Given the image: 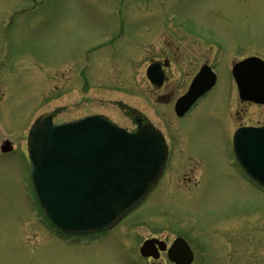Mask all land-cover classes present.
Here are the masks:
<instances>
[{
  "label": "rangeland",
  "instance_id": "obj_1",
  "mask_svg": "<svg viewBox=\"0 0 264 264\" xmlns=\"http://www.w3.org/2000/svg\"><path fill=\"white\" fill-rule=\"evenodd\" d=\"M245 1L0 0V103L5 108L0 144L7 138L13 145L24 140L40 115L63 121L103 112L133 129L132 115L118 103L147 114L162 109L144 76L153 49L146 34L149 27L155 33L161 25V15L149 13L151 3L169 5L175 22L213 26L235 58L264 59V0ZM119 22L126 32L117 46L94 49L88 58L93 43L116 32ZM218 73L219 81L205 99L227 97L229 68ZM186 74H175L178 89ZM196 109L182 118L171 112V118L179 129L175 144L191 147L199 156L200 185L184 188L180 167L171 168L117 230L127 231L121 237L130 242L153 232L169 238L185 234L193 244L230 239L238 242L239 264H264V189L232 170L236 163L225 111ZM263 112L264 106L253 107V120L263 119ZM29 183L25 154L0 152V264H124L115 255L116 234L78 243L51 234L32 208ZM197 249L199 263L203 256ZM209 259L207 264H215Z\"/></svg>",
  "mask_w": 264,
  "mask_h": 264
},
{
  "label": "water",
  "instance_id": "obj_2",
  "mask_svg": "<svg viewBox=\"0 0 264 264\" xmlns=\"http://www.w3.org/2000/svg\"><path fill=\"white\" fill-rule=\"evenodd\" d=\"M234 73L242 93L250 73L252 97L264 101L262 59L249 57L235 66ZM197 79L194 86L201 74ZM234 144L237 159L264 185V126L238 130ZM29 146L39 202L57 226L72 233L115 224L149 192L167 156L163 137L152 127L128 133L95 115L63 124L48 118L31 131ZM191 260L189 253L183 263Z\"/></svg>",
  "mask_w": 264,
  "mask_h": 264
},
{
  "label": "flooded vegetation",
  "instance_id": "obj_3",
  "mask_svg": "<svg viewBox=\"0 0 264 264\" xmlns=\"http://www.w3.org/2000/svg\"><path fill=\"white\" fill-rule=\"evenodd\" d=\"M240 1H243L244 3L246 2L245 0ZM150 14L156 17L161 15L157 18L161 25L157 28V32L155 33L152 32L150 27L148 28L150 30L146 36L148 37V44H150L153 49L151 50L152 53L150 54L149 61L145 69H147L149 65L155 64L158 70L163 72V79L161 83L158 84L150 81L146 74H144V76H146V80L149 83V94H151L154 100L161 102L163 107H161L162 109H153V111H150V113L147 114L138 107L123 105L121 102L118 104L124 106V111H126L129 115H132V120L136 124L135 128L139 122L142 124L149 123L153 124L163 132L169 148L165 174H167L171 168L176 170L180 167V172H182V181L180 182L183 183L184 188L188 189L189 185H191L192 188L197 187L200 185L196 175L200 164L199 156L192 150L191 147L175 144L174 136L176 133H179V129L173 126L171 112L177 118H182L196 108V110H201L204 106L209 110L215 109V107L222 108L227 115L225 130L231 131L233 135L240 127L264 124V112L262 113L263 119L261 120L254 121L252 117L253 107H262L264 104H258L250 99H243L240 97L237 85L231 72L232 64L239 59L233 57L234 50L231 47H227L226 49L224 48L225 50H223L222 54L220 53V47L226 45L227 42L219 39V35L214 32L213 26H206L205 24H201L200 26L196 24L193 25L189 22V20H186L185 23L175 22L170 17V15H172L170 6H159L157 2L151 3ZM118 25L117 31L109 34V36H111L110 47L113 48L117 46V41L121 38L123 30L125 31L124 22H119ZM93 44L94 45L87 50L88 53L92 52L91 49L105 48L104 46L106 43H103L101 39ZM227 68H229L231 78L228 79L227 97L225 99H205L207 94L219 81L218 71L221 69L225 70ZM203 69H211L216 73L217 78L215 85L211 90L197 99V101H195V103L183 115H177L175 110L176 100L181 95L186 93L194 76ZM181 71H184L187 74L182 87L178 89L180 78L179 80H176L177 77L175 74L177 72L181 73ZM2 95L3 92L1 91L0 102L2 101ZM1 105L2 103H0V116L4 117L5 108L1 107ZM96 113L104 114L103 112ZM135 128L132 130H135ZM191 131L193 132L191 129L188 130V133ZM15 148L18 147L14 145L12 150L8 153L16 151ZM8 153L4 152L3 154ZM190 163L194 165L191 166ZM232 170L235 172L238 171L239 178H242L244 182H252L251 178L248 177L239 166H234ZM181 192L185 193V191ZM126 219L127 217L123 219L122 222ZM120 225L121 224L106 232L91 235L90 237L103 238L105 236L109 237L116 234L115 255H117L119 259H122L124 264H177L169 253V249L177 236H183L191 246L194 258L189 264L197 263L196 258L199 252L197 248L202 249L201 254L203 256V259H201V261L197 264H207L210 261L209 258L215 260V264H239L243 259L241 253L236 250L239 246L236 247L235 243L238 242L234 240L228 239V241L205 242L196 241L193 244L189 236L185 234L182 235L179 233L178 235H174L172 238H169L160 232H153L150 235L144 236L141 241H136L137 236L135 235L132 237L133 241L130 242L125 237H121L122 233H127V231L117 230ZM212 232L223 234L227 231H217L214 229ZM203 233L206 235L208 231ZM147 238H154L153 244L155 245L158 241L165 242L166 249H161L157 244L152 248L151 255H142L140 247L143 241ZM71 239L73 240L72 242H66L76 243L75 241L82 240L81 238L78 239L76 237H72ZM87 239L88 238H86L84 242H87ZM163 242H160V244L163 245ZM130 247H133L132 250Z\"/></svg>",
  "mask_w": 264,
  "mask_h": 264
}]
</instances>
